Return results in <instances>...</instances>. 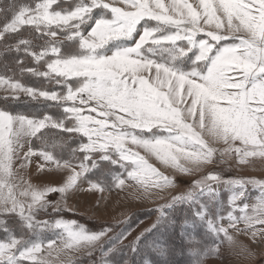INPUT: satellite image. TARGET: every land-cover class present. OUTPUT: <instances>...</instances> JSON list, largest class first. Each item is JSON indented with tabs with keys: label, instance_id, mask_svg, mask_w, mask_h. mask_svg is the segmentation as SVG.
<instances>
[{
	"label": "snow or ice",
	"instance_id": "1",
	"mask_svg": "<svg viewBox=\"0 0 264 264\" xmlns=\"http://www.w3.org/2000/svg\"><path fill=\"white\" fill-rule=\"evenodd\" d=\"M5 11L10 18L0 24V40L15 42L0 49V59L15 55L0 73V103L24 97L56 114L0 107V264H75L72 254L82 249L89 256L98 249L94 264H153V253L158 264H169L172 249L144 243V233L126 251L119 245L127 233L101 244L110 228L92 232L76 221L38 216L49 208L58 215L81 178L100 192L126 182L141 193L172 187L150 158L183 175L214 164L217 155L238 166L264 162V0H10ZM26 74L55 87L30 86ZM32 156L67 172L62 183L37 189L18 182L15 161L24 168ZM105 165L122 170L107 186L87 175ZM219 183L230 193L227 206ZM248 185L257 191L252 204ZM50 193L61 199L48 201ZM178 205L192 209L180 225L192 264H204L218 249H205L198 229L229 245L230 229L264 235V180L203 175L157 209L146 231L173 226L164 208ZM129 252L142 262L128 259ZM117 255L119 261L109 259Z\"/></svg>",
	"mask_w": 264,
	"mask_h": 264
},
{
	"label": "rangeland",
	"instance_id": "2",
	"mask_svg": "<svg viewBox=\"0 0 264 264\" xmlns=\"http://www.w3.org/2000/svg\"><path fill=\"white\" fill-rule=\"evenodd\" d=\"M10 0H0V8H7ZM33 0H17V3H32ZM6 18H10V13L5 11L0 13V24L5 22ZM14 40H0V49L6 43H14ZM15 54L0 59V73L5 71L4 64L11 63L12 57ZM25 64L31 65L30 59L25 60ZM24 83L36 88H53L54 85L48 84L43 79H36L30 75H25L23 78ZM4 94L0 91V97ZM0 107H6L13 113H22L26 115H40L44 111H49L56 114L55 108H46L44 102L37 103L21 97L18 103H9L7 105L0 103ZM95 115V114H94ZM39 146V143H36ZM74 144L75 141H72ZM131 147V146H129ZM28 151V144L25 142L21 150V156L24 152ZM141 154H144L142 150ZM66 158V157H65ZM21 160L17 159L14 163V173L17 181H26L27 184L32 185L37 189H42L46 186H59L63 179L66 177L67 172H56L49 170V166L39 156H32L29 160L25 161L26 167H20ZM150 163L157 167L162 173L173 179V186L167 190L160 192L159 190H152L151 193H141L137 188L129 186L126 182L121 188L111 187L110 190L94 191L89 189V182L87 179L81 178L78 182L79 187L69 193L61 203L62 211L56 215L52 213L51 208L47 212H41L38 219L47 220L54 218H62L67 221H76L78 224L85 226L86 229L92 232H98L104 228H110L111 231L103 237L100 241L101 244H106L109 238L118 233H127V238L119 245L127 251L128 246L140 236L142 233L146 235L144 243L158 241L165 243L172 249L169 256V264H192L191 257L187 253V247L181 237L180 225L186 217H191L192 209L187 205H178L174 209L164 208V211L169 214L175 224L171 227L164 226L155 229L151 232L146 230L151 229L152 225L156 222L159 213L157 209L161 206L169 204L174 196L185 194L192 186L194 180L201 179L203 175L209 173L218 175L221 181L231 179H256L264 180V162L256 161L252 165L238 166L234 159L221 158L219 155L216 157L214 164L207 168L194 172L192 175H183L176 173L170 169H165L159 165L154 158H150ZM43 165L41 170L38 166ZM122 170L118 167L105 165L97 170L95 175L88 173V177L95 181L101 179L104 184L110 185L112 182L113 174H118ZM220 194V200L227 206V200L230 195L227 187L223 183L214 185ZM249 199L247 203L252 204L253 198L257 195V191L253 186H247ZM46 199L52 203L60 200L59 193H50ZM3 217H0L2 219ZM8 226L16 229V221L12 217H8ZM261 227V226H257ZM238 228L244 229V225H238ZM198 235L202 241V246L213 248L218 245L215 254L211 255L204 261V264H264V235L252 238L250 232L244 231L236 232L229 230L235 244L229 245L227 242L220 243L211 235H206L204 229H198ZM18 233V229H17ZM4 233L0 232V239L4 238ZM50 232L43 233L44 238L51 237ZM222 239V238H221ZM73 260L75 264H94L101 258L98 249L93 252L91 256L88 255L87 249H82L79 252L73 253ZM127 258L132 260H140L143 257H132L131 253H127ZM119 261V255L109 257ZM153 264H158L159 257L154 253L148 256ZM24 264H30L25 261Z\"/></svg>",
	"mask_w": 264,
	"mask_h": 264
},
{
	"label": "trees",
	"instance_id": "3",
	"mask_svg": "<svg viewBox=\"0 0 264 264\" xmlns=\"http://www.w3.org/2000/svg\"><path fill=\"white\" fill-rule=\"evenodd\" d=\"M36 143H39L38 141H36Z\"/></svg>",
	"mask_w": 264,
	"mask_h": 264
}]
</instances>
